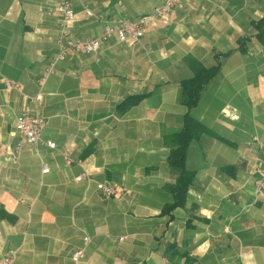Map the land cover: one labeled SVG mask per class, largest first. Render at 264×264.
Segmentation results:
<instances>
[{
    "label": "crops",
    "instance_id": "obj_1",
    "mask_svg": "<svg viewBox=\"0 0 264 264\" xmlns=\"http://www.w3.org/2000/svg\"><path fill=\"white\" fill-rule=\"evenodd\" d=\"M164 1L70 0L68 34L100 39L110 20L137 19ZM55 5L0 0V261L264 264V197L255 192L263 166L255 139L264 140V42L254 26L264 18V0H180L140 40L113 36L96 54L69 50L57 61L66 43ZM189 59L204 68L219 63V71L189 111L207 133L188 149L185 166L195 179L186 204L162 214L181 175L167 162L165 138L183 129L180 83L193 77ZM5 80L21 89L8 90ZM39 93L44 144L25 146L14 164L18 117ZM131 95L149 96L119 111ZM102 182L116 185L117 194L105 197ZM79 249L84 256L75 262Z\"/></svg>",
    "mask_w": 264,
    "mask_h": 264
},
{
    "label": "built area",
    "instance_id": "obj_2",
    "mask_svg": "<svg viewBox=\"0 0 264 264\" xmlns=\"http://www.w3.org/2000/svg\"><path fill=\"white\" fill-rule=\"evenodd\" d=\"M55 9L57 13L62 17V39L65 41V45H62V51L58 59L63 60L69 50L77 52H86L88 54H96L100 51L102 43L108 41L111 37L116 36L121 43H125L129 40H140L146 30L155 22L166 20L174 12L180 3V0H165L161 6L154 8L152 13L141 16L137 19L130 20L125 18L112 19L104 26L103 34L100 39L97 40H79L73 39L68 34V26L75 19V13L72 9L70 0H55ZM55 61L50 64L47 70L43 73L40 79V85L43 86L46 78L53 73ZM5 86L8 90H20V86L17 82L11 80H5ZM43 100L42 94H37L34 97L28 98V102L25 104L20 116L18 117L16 130L19 135V139L11 151L13 163L17 164L18 159L27 145H43V130L45 128L44 119L38 114V107ZM255 143L258 145L262 154L263 166L259 177L255 181V192L257 196L264 197V140L255 139ZM50 149H55L56 145L52 142L45 143ZM65 159L70 162L66 153H63ZM43 173L47 174L49 169L44 166ZM86 174H82L76 178V181L84 179ZM97 189L107 198L114 197L117 192V186L109 183L102 182L97 185ZM124 240L123 238L120 239ZM85 243L90 241V237L86 236ZM84 256V249H79L73 254V261L78 262ZM13 257H7L0 261V264H12Z\"/></svg>",
    "mask_w": 264,
    "mask_h": 264
},
{
    "label": "trees",
    "instance_id": "obj_3",
    "mask_svg": "<svg viewBox=\"0 0 264 264\" xmlns=\"http://www.w3.org/2000/svg\"><path fill=\"white\" fill-rule=\"evenodd\" d=\"M257 38L264 42V18L254 24ZM245 40L240 41L241 49L244 51ZM188 65L193 71V77L180 83L182 88L183 103L188 112L184 117L183 129L165 138L166 144L171 146L167 162L171 167L180 169L181 175L177 183L170 188L174 196V202L167 205L162 214H167L176 208L186 204L187 194L195 179V173L186 169L185 163L190 144L198 140L207 129L203 124L194 119L189 111L195 108L201 98L203 89L216 77L219 71V63L211 68H204L199 62L189 59ZM149 95H131L118 105V110L126 112L141 104Z\"/></svg>",
    "mask_w": 264,
    "mask_h": 264
}]
</instances>
